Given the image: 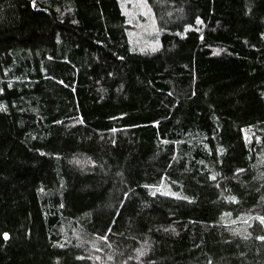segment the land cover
Segmentation results:
<instances>
[{
    "label": "trees",
    "instance_id": "obj_1",
    "mask_svg": "<svg viewBox=\"0 0 264 264\" xmlns=\"http://www.w3.org/2000/svg\"><path fill=\"white\" fill-rule=\"evenodd\" d=\"M146 1L0 0V264H264V0Z\"/></svg>",
    "mask_w": 264,
    "mask_h": 264
},
{
    "label": "rangeland",
    "instance_id": "obj_2",
    "mask_svg": "<svg viewBox=\"0 0 264 264\" xmlns=\"http://www.w3.org/2000/svg\"><path fill=\"white\" fill-rule=\"evenodd\" d=\"M129 23L128 37L133 46L152 50L159 45L156 19L146 0H120Z\"/></svg>",
    "mask_w": 264,
    "mask_h": 264
},
{
    "label": "snow or ice",
    "instance_id": "obj_3",
    "mask_svg": "<svg viewBox=\"0 0 264 264\" xmlns=\"http://www.w3.org/2000/svg\"><path fill=\"white\" fill-rule=\"evenodd\" d=\"M261 222L264 223V218H261ZM5 239H7V234H4ZM260 239H264V237H260Z\"/></svg>",
    "mask_w": 264,
    "mask_h": 264
},
{
    "label": "water",
    "instance_id": "obj_4",
    "mask_svg": "<svg viewBox=\"0 0 264 264\" xmlns=\"http://www.w3.org/2000/svg\"><path fill=\"white\" fill-rule=\"evenodd\" d=\"M3 239H4V240H7V239H8V237H7V239H5V236L3 235Z\"/></svg>",
    "mask_w": 264,
    "mask_h": 264
}]
</instances>
